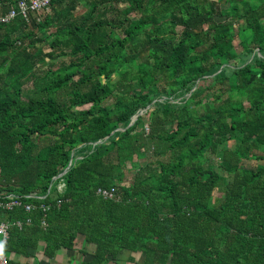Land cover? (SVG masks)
Returning a JSON list of instances; mask_svg holds the SVG:
<instances>
[{"label": "trees", "instance_id": "trees-1", "mask_svg": "<svg viewBox=\"0 0 264 264\" xmlns=\"http://www.w3.org/2000/svg\"><path fill=\"white\" fill-rule=\"evenodd\" d=\"M33 14L0 24V194L65 193L46 231L38 212L7 249L86 255L82 235L96 249L75 264H264V0H52Z\"/></svg>", "mask_w": 264, "mask_h": 264}, {"label": "crops", "instance_id": "crops-1", "mask_svg": "<svg viewBox=\"0 0 264 264\" xmlns=\"http://www.w3.org/2000/svg\"><path fill=\"white\" fill-rule=\"evenodd\" d=\"M13 8H15V7H13ZM8 12H6L5 14H7ZM44 13H51V8L49 9V11H43V12H40L37 14H35V13L34 14L31 13V14H33L34 17H36L37 21H39L41 19V16ZM5 14H3V15H5ZM3 15H1V16H3ZM29 20H30V15H29V19L26 21H29ZM0 24H3V23H0ZM63 173H65V171ZM63 173L60 174L59 176L63 175ZM57 190L58 189H56L54 191V192H56V195L54 198H51V195L54 192L52 191V187H49L47 192L44 194H40L37 191L38 195L45 197V199L38 200V201L37 200L30 201L28 199H25L23 201V203L21 204V206L14 207L13 209H2V211H0L1 212L0 213V220L7 223L8 227H9L8 228V239H7V242L5 244L4 250H5V254H7V256L9 258L10 264H12V262H16V264H36L37 262H39V263L41 262L43 264H70L73 262L72 258H74V255H77V260L79 259V257H81V260H83L85 257H90L91 253H93L95 251V249H96L95 245L94 244L88 245L86 243V241L84 240V237L82 235L78 236L77 241H76V245H75V249L78 252L81 250L87 251L86 255L80 254L77 252L74 253L73 251H67L65 249H61L58 252V254L56 255V257L53 260H51V259L46 257V255L44 253V247L46 246V244L41 240L39 241L37 250H34L33 248H28L27 251H28L29 256H26V255H17L16 256L13 252H11L7 249L6 246L8 244L11 231H14L17 229L19 232H23L26 229L34 228L36 226L35 225L36 220L34 219V216L38 212L42 213L43 215H42L41 220L39 221L37 227L43 231L47 230V228L49 226L48 222L46 220L48 214L53 209H55V208L59 209L62 206V200L59 199L58 196L63 195L65 193V190L64 191H57ZM99 190H105V189H99ZM99 190H98V194L101 195L99 193ZM106 190H109V189H106ZM37 193L32 192L31 194H37ZM0 195H1L0 201H6V200H9L8 197L11 194H0ZM12 195H14V194H12ZM21 196H26V194H23ZM28 206L30 207V209H28ZM18 209L23 210L27 214V217L25 219H14V220L9 219V220H7L6 213L14 212ZM0 240H1V238H0ZM72 264H75V263L73 262Z\"/></svg>", "mask_w": 264, "mask_h": 264}, {"label": "built area", "instance_id": "built-area-1", "mask_svg": "<svg viewBox=\"0 0 264 264\" xmlns=\"http://www.w3.org/2000/svg\"><path fill=\"white\" fill-rule=\"evenodd\" d=\"M52 5V0H20L17 4V7L12 8L7 14L0 17V23L6 24L15 20L17 17L21 16L24 19L28 20L30 13H40L43 11H49ZM68 170L65 171V174ZM64 175H61L57 178H60ZM64 184V183H63ZM99 193L105 199H114L116 197V189L112 188L110 190H99ZM1 198V195H0ZM9 200L0 201V211L2 209H13L14 207L21 206L25 199L30 201L42 200L45 197H42L38 194H29L26 196L21 195H10ZM28 209L30 207L28 206ZM8 224L0 220V264H10L7 254H5V244L8 239Z\"/></svg>", "mask_w": 264, "mask_h": 264}, {"label": "rangeland", "instance_id": "rangeland-1", "mask_svg": "<svg viewBox=\"0 0 264 264\" xmlns=\"http://www.w3.org/2000/svg\"><path fill=\"white\" fill-rule=\"evenodd\" d=\"M82 1H86V0H82ZM82 7H83L82 5H79V6H78V8H77V10H76V13H77V14H83V13H84L83 10H82ZM216 21H218V22L221 23V22H225L226 19H225V18L218 17V18H216ZM27 24L30 25V20L27 21ZM239 27H240V25L238 24V25L236 26V29L238 30ZM54 31H55V30L52 29V30L50 31V33L54 32ZM180 31H181V28H178V32H180ZM238 41H239V40L236 38V39H235V45H238ZM39 46L42 47L41 49H43V51H44L45 53L50 52V48H49L48 45H46V44H40ZM61 61H62V60H58V61L56 62V63H57V67L60 66L59 64L61 63ZM55 69H56V67H55ZM78 78H79L78 76L75 77L76 80H77ZM30 89H31V84H30V83H27V84L24 86V94H23V97H25V94L27 93V90L29 91ZM105 103H106V105H107L108 107H112L113 104H114V99H113V98H110V99L106 100ZM88 108H89V106H85V107L79 108L78 110H87ZM146 119H147V118H146ZM146 123H148V122H146ZM229 145H230V146H233V142H230ZM209 154H210V153H209ZM210 157H211L212 160L214 161V164H216V167H218V165H219V163H220V161H221L220 156L217 155V157H216V156L210 155ZM156 159H157V158H155V157H151V158H150V160H156ZM146 161H148V158H147ZM142 162H143V160H142ZM148 162H149V161H148ZM256 165H257V162H256V160H254V159L247 160V161H244V162H243V166L246 167V168H255ZM135 171H136V170H132V169L130 168V166H129L128 168H125V169H124L123 178H126V180H124V182H122V185H123V186L128 187V186L131 185V183L134 181ZM55 179H57V178H54L53 180H55ZM57 189H58L57 191H64V190H65V185L61 182V183H59V184L57 185ZM30 194H31V193H30ZM55 195H56V192H54V193L51 195V198H54ZM80 238H81V237H80ZM80 238H79V239H80ZM135 257L137 258V261H138V262H141V261H142V259H141V254H135Z\"/></svg>", "mask_w": 264, "mask_h": 264}, {"label": "water", "instance_id": "water-1", "mask_svg": "<svg viewBox=\"0 0 264 264\" xmlns=\"http://www.w3.org/2000/svg\"><path fill=\"white\" fill-rule=\"evenodd\" d=\"M142 114V113H141ZM136 120V118L134 119V121ZM63 175H65V173H63Z\"/></svg>", "mask_w": 264, "mask_h": 264}, {"label": "bare ground", "instance_id": "bare-ground-1", "mask_svg": "<svg viewBox=\"0 0 264 264\" xmlns=\"http://www.w3.org/2000/svg\"><path fill=\"white\" fill-rule=\"evenodd\" d=\"M102 27V26H101ZM144 44V43H143Z\"/></svg>", "mask_w": 264, "mask_h": 264}]
</instances>
